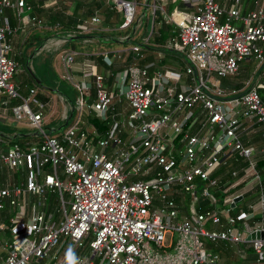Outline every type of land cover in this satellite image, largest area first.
<instances>
[{"label": "built area", "instance_id": "obj_1", "mask_svg": "<svg viewBox=\"0 0 264 264\" xmlns=\"http://www.w3.org/2000/svg\"><path fill=\"white\" fill-rule=\"evenodd\" d=\"M183 1L192 14L166 17L180 28L177 49L189 60L185 73L193 83L178 90L173 83L179 74L151 78L148 67L134 65L117 74L112 91L102 74H87L76 83L77 117L51 133L43 127L46 105L36 89L22 95L12 82L21 66L10 56L7 11L22 13L26 0H0V96L21 99L11 107L13 119L37 130V141L27 148L14 143L0 149V264H220V242L241 257L248 252L240 245L248 244L256 264H264V238L248 240L254 231L264 232V222L240 225L254 214L232 207L245 183L260 189L264 213V167L257 168L255 149L242 136L260 125L264 140V81L258 78L264 68V0L247 13L241 0L231 7L217 0ZM114 3L123 14L120 28L132 27L138 0ZM245 61L256 63L247 89L226 94L212 88L215 78L236 75ZM116 97L130 105L125 118L110 116ZM90 109L109 123L105 133L90 136L80 128ZM233 154L246 162L243 179L239 169L228 179L220 171ZM17 173L24 177L13 180ZM48 191L59 195L60 218L40 208ZM182 193L190 195L188 213L178 209Z\"/></svg>", "mask_w": 264, "mask_h": 264}, {"label": "crops", "instance_id": "obj_2", "mask_svg": "<svg viewBox=\"0 0 264 264\" xmlns=\"http://www.w3.org/2000/svg\"><path fill=\"white\" fill-rule=\"evenodd\" d=\"M219 4L223 7H231L233 6V2L235 0H217ZM257 0H241L240 10L242 13H247L248 11L254 9L255 2ZM44 8L42 12H38L37 7L30 3H27L26 7L22 11V13H18L16 10L8 9L7 15L10 19L11 26L13 27V31L8 36L9 41L12 43L14 47V51L11 53H22L25 55L27 70L30 73H34L36 78L38 79V83H43L48 87V92L50 96V100L48 103H45V108L43 109V127L49 132H54L56 129H62L65 125V128L73 123V120L77 117V107L71 105L70 102L66 99V96L63 93L56 92L55 87L59 89V85H61L62 81H72L74 89L78 92V100L81 97V91L76 87V83H81L84 79L85 75H94L102 74L106 83L108 84L110 90H114L115 85L114 79L118 73L124 71L130 66H139V67H148L149 74L151 78H156L159 73H165L166 71H172L180 75L179 78L173 83L174 86L178 90H181L182 87L188 86L193 83L192 77L185 73V68L176 62L172 57L175 55H167L164 49L168 46H171V42L167 45H162L159 47H163L164 49H158L153 53L154 61L139 63L140 58L146 57L142 54V49L140 47L139 51L134 50V46L139 44H133L129 40H134L140 30L145 28V32L142 35L144 41H148L150 36L152 35L154 29L161 25V23L156 22V13L164 19L166 23L173 24L179 28V26L174 21H168L166 15L167 14H181L189 16L193 12V7L183 0H139V16L138 22L135 23L132 27L128 29H121L119 23V16H122V11L116 8L114 0H44L43 1ZM60 9L66 15H81L86 16L89 15L87 19L84 18V24L78 28V30H66L60 25H53L49 20L48 16H50L55 10ZM53 11V12H52ZM33 12L35 15H31ZM109 12L112 15L109 18L105 19V14ZM27 14L29 24H25L23 21V15ZM97 16L98 21H93V17ZM41 19V23H34L32 18ZM143 20V22H142ZM145 21V23H144ZM87 24V25H86ZM85 25V26H84ZM131 28V30H130ZM180 29V28H179ZM127 30V31H125ZM25 34L26 36L34 35L33 44H24L22 47L18 44V38L21 34ZM37 35H41L43 37V41L37 47V42L39 41ZM12 38H15L11 41ZM68 38L75 39L78 41L77 49H71L67 47ZM29 40V38L27 39ZM18 42V43H17ZM16 44L14 46V44ZM140 46V45H139ZM37 47V48H35ZM145 54V53H144ZM10 55V56H11ZM69 55L73 56L71 62L67 61ZM104 56V63L107 66H112L113 70H109L108 72H103V67L98 58L95 56ZM12 57V56H11ZM20 63V62H19ZM21 69L20 71L13 77L12 82L19 87V91L22 95H28V88L25 86L22 87L21 84L24 79V67L20 63ZM244 67L243 70L240 71L236 75L227 76L226 79L223 77H219L218 80L214 79V85L212 88H217V86L222 89L226 94L232 92L233 90H237L238 92L244 91L248 87V81H250L255 76L256 69H252L251 75L247 76L244 80L237 81L235 79L236 76L242 75L241 71L245 74L246 69ZM261 73V72H260ZM23 75L20 80H17L16 77ZM259 75V73H258ZM263 75V73H262ZM92 77V78H93ZM262 76L260 75V78ZM112 79V80H111ZM49 80V81H48ZM227 83H224V81ZM110 81V84L108 83ZM218 81V82H217ZM262 81V79H261ZM224 85V86H223ZM37 91V89H36ZM37 98V97H36ZM22 103V100L19 99ZM115 104L113 105V109L110 112V116L116 115L117 118H125L130 112V105L128 101L122 97H116ZM57 101L63 104L64 109L59 112V118L57 117L58 126L55 128H47V125H50L52 120H54V115L56 114V107L54 105ZM3 103V102H2ZM32 108L36 113L40 111V107L35 103H31ZM4 104V107L0 109V117L2 122H15L13 119V113L11 110ZM55 111V112H54ZM88 111L85 112V115L81 117L80 128L85 130L83 126L87 127L86 116ZM244 120V119H243ZM71 121V123H70ZM245 125L249 122L244 121ZM29 127L30 131H24L19 134H36V129L31 127L30 125H25ZM90 129V127H87ZM252 129L244 130L243 139L246 145H249L255 149L254 161L257 165V168L262 170L264 165L260 166L261 161L264 159V140L262 138V127L260 125L251 126ZM95 129L92 134L89 133L90 136L94 135ZM256 130V131H252ZM61 131V130H60ZM86 131V130H85ZM100 131V130H99ZM195 132V131H194ZM18 134V133H15ZM226 161V168L223 167L220 169L221 173L224 174V179H228L231 177V173L235 169H239V179H243L249 172L247 169H243V166H246V162L239 158V162L236 160V155H229V158ZM24 177V174L18 173L14 174L13 180ZM242 188L239 190L238 201L235 200L236 213L247 212L253 213L254 217L240 221V225H247L249 227L255 226L257 223L264 222V213L261 211V200H260V189L254 188L253 185L246 186L245 183L242 184ZM43 198H46V202L42 207V210L46 211L47 215H53L55 217L61 216L59 212L61 209V205L59 203V195L58 193L46 192ZM182 197V198H181ZM34 201L38 199V197L32 198ZM190 201V195L187 193H182V196H178V209L181 213H188L190 210V205L188 202ZM156 205H161V200L158 198L156 201ZM248 206L249 210H244L242 206ZM187 206L188 208H185ZM199 208V206H197ZM204 208L206 206L204 205ZM203 208V209H204ZM201 209V210H203ZM59 212V213H58ZM58 214V216H57ZM183 215V214H182ZM226 247L229 248V255L221 254V252L217 251V248ZM241 249H245L248 252V256L241 257L235 247L228 245L225 242H220L215 247V251L218 252L221 256L220 264H256V255L251 247H245L244 244L240 245ZM173 248L167 249V252H173ZM163 252V251H162Z\"/></svg>", "mask_w": 264, "mask_h": 264}, {"label": "trees", "instance_id": "obj_3", "mask_svg": "<svg viewBox=\"0 0 264 264\" xmlns=\"http://www.w3.org/2000/svg\"><path fill=\"white\" fill-rule=\"evenodd\" d=\"M43 1L44 0H27V3H30L34 6H38L37 10L38 12H42L44 5H43ZM53 12V11H52ZM112 15L111 12H109L108 14H105V19L109 18ZM119 16V23H121L123 21V14L122 16ZM89 17V15L86 16H81V15H66L65 13H63V11H61L60 9L55 10L50 16H48V20L53 24V25H60L61 27L65 28L66 30H78V28H80L82 25L84 24V18L87 19ZM156 22L161 23V25L157 26L152 35L150 36V38L148 39V41H144L143 40V34L145 32V28L143 27L142 30H140L138 36L134 39V40H129L131 43L133 44H139L141 47V51L143 56H147L140 58V62L139 63H144V62H155L154 61V57H153V53L158 50V49H164L163 47H159L162 45H167L169 42H171V46H168L164 49V51L167 53V55H175V57H172L176 62H179L180 65H182L183 68H186V65L189 63L188 58L181 53L180 51H178L177 49V44H178V38H179V33H180V29L178 27H176L173 24H169L166 23L164 21V19H162V17L160 15H158V12L156 13ZM87 25V24H86ZM85 26V25H84ZM37 37L39 38L38 42H37V47L41 44V42L43 41V37H41V35H37ZM29 38V40H27ZM15 38H12L11 36V41L14 40ZM34 35L31 37L26 36L24 33L20 35V37L18 38V44L22 47L24 44H33L34 42ZM14 44V43H13ZM78 41L75 39H71L68 38L67 40V47L71 48V49H77L79 50V48L77 47ZM16 44H14L15 46ZM35 47V48H37ZM145 53V54H144ZM12 58H14L15 60L19 61L23 67H24V79L22 81L21 84V90L22 87L24 88L25 86L28 88L27 91H23V92H29V90L31 88H36L37 89V93H36V97L37 99H39L40 101H42L43 103H48V101L50 100V94H49V90L48 87L46 85H44L43 83H38V79L36 78V76L34 75V73H30L26 68V57L25 55H23L22 53H13ZM95 58H98L100 63L102 65H104V69L103 72L106 73L109 70H113L112 66H107L103 61H104V56L100 55V56H95ZM263 70V69H262ZM261 70V71H262ZM260 71V72H261ZM226 79V77H223ZM262 81H264V73L261 77ZM112 80V79H111ZM110 84V81L108 82ZM224 83H227V81L225 80ZM224 86V85H223ZM75 90V89H74ZM260 91V95L262 97V99L264 100V88L259 89ZM75 97H69L70 99V103L71 105H74L75 107H77V103H78V92L75 90ZM92 96L94 97V91ZM68 97V96H67ZM92 98V97H91ZM92 101V99H90ZM3 101H7L6 103V107L11 110V107L18 105L21 103V101L19 99H14V98H10L8 95H3L0 96V109L2 107H4V103H2ZM112 118V117H111ZM86 120L88 122L87 128L86 125L83 126L84 129L86 131H88L90 134H92L94 128L97 130H100L102 133H105L109 127V123L105 120H103L100 116L99 113L97 112V110L95 109H90L88 110V114L86 116ZM110 121V119L108 120ZM0 122H2V119L0 117ZM71 123V121H70ZM65 128V127H64ZM62 129H56L54 132H60V130ZM50 132V131H49ZM52 133V132H51ZM19 134V133H18ZM18 134H6L4 135L3 133L0 132V149H7V147L9 145H12L14 143H19L23 148H27L28 144H32L35 141H37L36 136L33 135H26V136H19L15 139H12L15 135ZM6 141L8 142V144H6ZM228 162V160H226ZM225 161V162H226ZM264 165V159L261 161L260 166ZM226 164H224V167L226 168ZM243 207V211L244 210H249L248 206L244 205ZM185 208H188L187 206H185ZM204 206H200L199 209H203ZM242 212V211H241ZM4 213V212H2ZM245 247L248 246V244H244ZM218 252H221V254H226L229 255V248L226 247H221V248H217Z\"/></svg>", "mask_w": 264, "mask_h": 264}, {"label": "rangeland", "instance_id": "obj_4", "mask_svg": "<svg viewBox=\"0 0 264 264\" xmlns=\"http://www.w3.org/2000/svg\"><path fill=\"white\" fill-rule=\"evenodd\" d=\"M139 2V0H138ZM139 5H138V13H137V18H136V22H138V16H139ZM31 15H35L33 12L30 13ZM23 21L25 24H29V20H28V16L27 14H24L23 15ZM143 22V20H142ZM134 23V24H135ZM145 23V21H144ZM131 30V28H130ZM127 31V30H125ZM244 67H247L246 69H249V71H246V73L244 74L243 71H241L242 75H238L235 77V79L237 81H240V80H244L247 76H250L251 75V72H252V69H256V63H254L253 61L251 62H242L241 63V70H243ZM261 71V70H260ZM262 73H264V68L263 70L261 71V73L259 72V76L258 78H260V75L262 76ZM23 77V75H20L17 78V80H20L21 78ZM215 78V77H214ZM49 81V80H48ZM72 81H62L61 85H59V89L55 87V90L56 92H59V93H63V95L66 96V99L68 100V102H70V99L69 97H75V90H74V87L72 85ZM68 96V97H67ZM229 97H232V94L229 96ZM224 98H228V97H224ZM54 107H56V109L58 110H55L56 111V114L52 113V115H54V120H52L53 123H51L50 125H47L46 127L47 128H55L58 126V121H57V117L59 116V112H61L64 107H63V104L59 101H57V103L54 105ZM54 111V112H55ZM59 118V117H58ZM24 122H27L26 119H24ZM31 129L29 127H26L25 126V123H19V122H0V132L3 133L4 135L6 134H15V133H22L24 131H30Z\"/></svg>", "mask_w": 264, "mask_h": 264}, {"label": "water", "instance_id": "obj_5", "mask_svg": "<svg viewBox=\"0 0 264 264\" xmlns=\"http://www.w3.org/2000/svg\"><path fill=\"white\" fill-rule=\"evenodd\" d=\"M197 72V70H195V73ZM40 83V82H39ZM68 123V122H67ZM66 123V124H67ZM65 124V125H66ZM65 125L61 128H64ZM238 201V199L236 200ZM260 238H264V232L262 230H256L254 231L253 233H251L249 236H248V240H253V239H260Z\"/></svg>", "mask_w": 264, "mask_h": 264}, {"label": "clouds", "instance_id": "obj_6", "mask_svg": "<svg viewBox=\"0 0 264 264\" xmlns=\"http://www.w3.org/2000/svg\"><path fill=\"white\" fill-rule=\"evenodd\" d=\"M69 258L71 259V254H69Z\"/></svg>", "mask_w": 264, "mask_h": 264}]
</instances>
